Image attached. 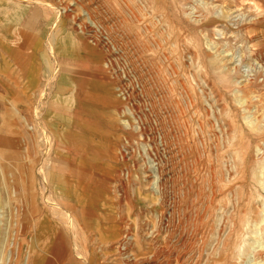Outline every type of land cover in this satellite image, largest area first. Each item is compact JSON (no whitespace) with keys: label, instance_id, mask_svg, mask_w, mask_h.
Instances as JSON below:
<instances>
[{"label":"rangeland","instance_id":"374dc122","mask_svg":"<svg viewBox=\"0 0 264 264\" xmlns=\"http://www.w3.org/2000/svg\"><path fill=\"white\" fill-rule=\"evenodd\" d=\"M16 200L10 264H264V0H0Z\"/></svg>","mask_w":264,"mask_h":264},{"label":"built area","instance_id":"2783aa9c","mask_svg":"<svg viewBox=\"0 0 264 264\" xmlns=\"http://www.w3.org/2000/svg\"><path fill=\"white\" fill-rule=\"evenodd\" d=\"M15 203V205L10 206L9 208L12 215L7 217L4 215L2 221L6 236L4 238L5 251L0 258V264H10L12 259H15L16 256L20 255V251L24 256L29 253L28 248H25V244L27 245V243L23 242V239L20 236L24 225H21L19 217L24 211V205L17 200Z\"/></svg>","mask_w":264,"mask_h":264},{"label":"bare ground","instance_id":"6f19581e","mask_svg":"<svg viewBox=\"0 0 264 264\" xmlns=\"http://www.w3.org/2000/svg\"><path fill=\"white\" fill-rule=\"evenodd\" d=\"M56 8H58V7H56ZM59 9H61L60 11H67L68 12V7H63V8H59ZM59 12V11H58ZM70 13V12H69ZM88 14V16H89V13H87ZM91 19V18H90ZM74 20V19H73ZM77 22V21H76ZM102 31V30H101ZM153 98V97H152ZM162 181V180H161ZM65 215H66V213H65ZM66 217H68V215H66ZM69 218V217H68ZM68 220V219H67ZM71 220H69V222H70ZM74 224V223H73ZM74 239V238H73ZM25 240V239H24ZM124 244H126V243H123V242H121V246L122 247H124V249H126L127 248V246L125 247V245ZM120 246V247H121ZM179 247V246H178ZM121 249V248H120ZM78 254V253H77ZM171 254V253H170ZM29 257V256H28ZM79 258H81L82 259V257H80L79 256ZM16 259V258H15ZM28 259V258H27ZM171 260V259H170ZM12 262V261H11ZM28 262V261H27ZM41 259H38L37 260V264H41ZM155 264V263H154ZM176 264H177V262H176Z\"/></svg>","mask_w":264,"mask_h":264}]
</instances>
